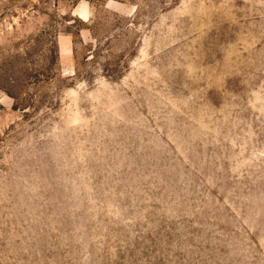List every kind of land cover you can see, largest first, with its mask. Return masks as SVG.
<instances>
[{"label":"rangeland","instance_id":"obj_1","mask_svg":"<svg viewBox=\"0 0 264 264\" xmlns=\"http://www.w3.org/2000/svg\"><path fill=\"white\" fill-rule=\"evenodd\" d=\"M0 264H264V0H0Z\"/></svg>","mask_w":264,"mask_h":264},{"label":"trees","instance_id":"obj_2","mask_svg":"<svg viewBox=\"0 0 264 264\" xmlns=\"http://www.w3.org/2000/svg\"><path fill=\"white\" fill-rule=\"evenodd\" d=\"M95 3H98V2L95 1ZM95 3H94V4H95ZM98 4H99V3H98Z\"/></svg>","mask_w":264,"mask_h":264}]
</instances>
